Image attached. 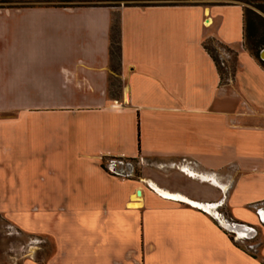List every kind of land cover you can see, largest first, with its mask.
Returning <instances> with one entry per match:
<instances>
[{
    "label": "crops",
    "instance_id": "0c3cea01",
    "mask_svg": "<svg viewBox=\"0 0 264 264\" xmlns=\"http://www.w3.org/2000/svg\"><path fill=\"white\" fill-rule=\"evenodd\" d=\"M11 1L0 8V204L22 205L30 187L62 212L47 225L45 264H262L264 68L245 47L242 6ZM113 22L119 94L109 88ZM113 160L136 161L141 175L101 167ZM219 210L262 224L259 256L220 226Z\"/></svg>",
    "mask_w": 264,
    "mask_h": 264
},
{
    "label": "rangeland",
    "instance_id": "374dc122",
    "mask_svg": "<svg viewBox=\"0 0 264 264\" xmlns=\"http://www.w3.org/2000/svg\"><path fill=\"white\" fill-rule=\"evenodd\" d=\"M195 1L199 0H175L177 3H192ZM126 2L130 1L112 0L107 3L114 5ZM139 2L146 3L148 1ZM238 3L244 11V19L247 26L245 32V43L247 47L251 49H264V0H242ZM54 4L57 6H69L72 3L56 1ZM0 5H12V2L6 3L0 0ZM116 165L119 166L117 167L119 171H123L122 176L124 178L131 177L137 179L141 175V165L136 161H127L122 164L117 162ZM101 167L107 170V165L103 161L101 162ZM127 168L129 172H132L130 176H126L125 174ZM36 173L38 171H34V174ZM24 174L27 182L31 184V175H33V172L25 171ZM101 186L104 185L101 184ZM101 190L106 191V189ZM113 190L118 191L120 189L113 186L108 187V191ZM24 191L26 193L22 196V205H19L21 208L7 201L5 206L2 202L0 204V207H5L0 211V264H45L47 258L54 251L51 236L46 233L47 225L51 226L52 222L62 220V212L48 210L46 206L47 202L45 201L46 195L39 193V189L34 191L29 187ZM122 194L121 191L117 193L118 200ZM10 196L13 198L12 195ZM214 212L217 213L216 210ZM223 213L227 215L229 212L223 210ZM56 225L54 228L56 231L65 230L61 222ZM254 226L259 232V236L251 243V251L255 249L257 250L256 254H259L258 250L261 245L260 234L263 228L259 223L254 224ZM240 245L244 248L248 246L247 243Z\"/></svg>",
    "mask_w": 264,
    "mask_h": 264
},
{
    "label": "trees",
    "instance_id": "16d2710c",
    "mask_svg": "<svg viewBox=\"0 0 264 264\" xmlns=\"http://www.w3.org/2000/svg\"><path fill=\"white\" fill-rule=\"evenodd\" d=\"M2 2H14L11 0H1ZM56 1H67V2H71L72 4H70L69 6L66 7H86V6H108L109 4L107 3L108 1H112V0H46L44 3L48 4L49 6H57L54 4V2ZM126 1H130L132 4H136L139 1H148L144 4H139V5H150L153 2H157V1H169L170 3H173L172 1L175 0H126ZM233 2H239L242 0H230ZM21 1H19L20 3ZM38 3V1H37ZM25 5L20 4L19 7H24ZM8 8V7H13V6H9V5H0V8ZM245 20V19H244ZM246 21H245V32H246ZM246 37V36H245ZM245 42V41H244ZM245 47L246 49L249 51V53L257 60H259L260 64L263 66L264 68V61H262L259 58V52L260 49H251L249 47H247L246 43ZM205 48L208 51V53L212 56V58L214 59L221 81H223L225 79V75L226 72L223 70V68L220 66L219 62H218V51L216 50L215 46H213V44L210 43H205ZM229 54L233 55V61L235 60V56L236 54H234L231 50H226ZM120 67H121V45H120V30H119V25L117 22H113V24L111 25L110 31H109V88H111V91L113 92V94H119L120 92V88H121V80L119 78L120 75ZM116 88V89H114ZM111 92V95H112ZM232 239V238H231ZM248 246L241 247V249H243L247 254H249L252 257H257L259 256V254L257 253V250H253L251 251L252 248V244L251 243H247ZM261 245L259 246V250H260ZM258 250V251H259ZM264 264V261L263 263Z\"/></svg>",
    "mask_w": 264,
    "mask_h": 264
},
{
    "label": "water",
    "instance_id": "95a60500",
    "mask_svg": "<svg viewBox=\"0 0 264 264\" xmlns=\"http://www.w3.org/2000/svg\"><path fill=\"white\" fill-rule=\"evenodd\" d=\"M259 58L264 61V49L260 50L259 52ZM140 190L137 191V195H140ZM259 218L261 220V222L264 223V211H260L259 212ZM220 226L226 230L229 233H235L237 235V237L241 238V234L242 233H246L247 236L246 238L248 240H251L253 238H255V236L257 235V230L254 229L253 227L246 225V224H242V223H236V222H232V223H228V222H221Z\"/></svg>",
    "mask_w": 264,
    "mask_h": 264
},
{
    "label": "flooded vegetation",
    "instance_id": "af4514ba",
    "mask_svg": "<svg viewBox=\"0 0 264 264\" xmlns=\"http://www.w3.org/2000/svg\"><path fill=\"white\" fill-rule=\"evenodd\" d=\"M219 215H220V222H228V223H232L233 222V220H231L230 218H228V217H226L225 215H224V213H223V211H220L219 210ZM261 226H262V224L261 223H259ZM251 227H253L254 229H256L255 228V226L254 225H251ZM257 230V229H256ZM230 234H233V235H235V236H237L235 233H230ZM246 236H247V234L246 233H242L241 234V239H243L244 241H245V243H247V242H250V241H252L253 239H251V240H248L247 238H246Z\"/></svg>",
    "mask_w": 264,
    "mask_h": 264
},
{
    "label": "built area",
    "instance_id": "2783aa9c",
    "mask_svg": "<svg viewBox=\"0 0 264 264\" xmlns=\"http://www.w3.org/2000/svg\"><path fill=\"white\" fill-rule=\"evenodd\" d=\"M119 160H113L112 162H110V166L107 167V171L113 175H117V176H122L123 175V171H119V169L117 167H119L118 165H116V163ZM126 174V173H125Z\"/></svg>",
    "mask_w": 264,
    "mask_h": 264
}]
</instances>
